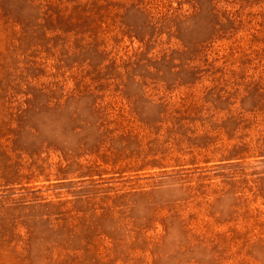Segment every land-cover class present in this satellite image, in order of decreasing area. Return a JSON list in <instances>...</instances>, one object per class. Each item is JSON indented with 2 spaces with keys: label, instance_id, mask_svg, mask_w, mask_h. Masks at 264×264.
Wrapping results in <instances>:
<instances>
[{
  "label": "rangeland",
  "instance_id": "rangeland-1",
  "mask_svg": "<svg viewBox=\"0 0 264 264\" xmlns=\"http://www.w3.org/2000/svg\"><path fill=\"white\" fill-rule=\"evenodd\" d=\"M0 264H264V0H0Z\"/></svg>",
  "mask_w": 264,
  "mask_h": 264
}]
</instances>
